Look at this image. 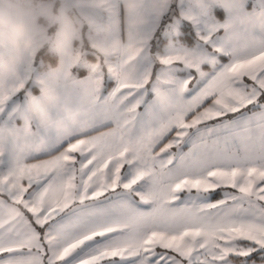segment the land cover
Wrapping results in <instances>:
<instances>
[{
	"label": "snow or ice",
	"instance_id": "6c2138e0",
	"mask_svg": "<svg viewBox=\"0 0 264 264\" xmlns=\"http://www.w3.org/2000/svg\"><path fill=\"white\" fill-rule=\"evenodd\" d=\"M91 16L98 71L0 70V264H264V0Z\"/></svg>",
	"mask_w": 264,
	"mask_h": 264
},
{
	"label": "clouds",
	"instance_id": "9594fccd",
	"mask_svg": "<svg viewBox=\"0 0 264 264\" xmlns=\"http://www.w3.org/2000/svg\"><path fill=\"white\" fill-rule=\"evenodd\" d=\"M106 0H0V70L14 72L34 63L43 50L57 56L55 64L41 70L37 82L46 93L62 82L69 64L89 63L83 45L104 54L108 30L91 13ZM90 70H99L89 63Z\"/></svg>",
	"mask_w": 264,
	"mask_h": 264
},
{
	"label": "rangeland",
	"instance_id": "374dc122",
	"mask_svg": "<svg viewBox=\"0 0 264 264\" xmlns=\"http://www.w3.org/2000/svg\"><path fill=\"white\" fill-rule=\"evenodd\" d=\"M194 194V193H193ZM181 201H183L185 199V197L187 196V193H181ZM222 196V191L220 189L215 190V192L211 193L209 196V201H213V199H216L218 197ZM179 203V202H177Z\"/></svg>",
	"mask_w": 264,
	"mask_h": 264
},
{
	"label": "crops",
	"instance_id": "0c3cea01",
	"mask_svg": "<svg viewBox=\"0 0 264 264\" xmlns=\"http://www.w3.org/2000/svg\"><path fill=\"white\" fill-rule=\"evenodd\" d=\"M225 61H226V58H225ZM142 110V109H141ZM209 123H212V122H209ZM183 150L184 151H187V146H184L183 147ZM173 151H175V149H173ZM219 198H221V197H218V198H216V199H213V201H211V202H215V200H217V199H219ZM30 215V214H29Z\"/></svg>",
	"mask_w": 264,
	"mask_h": 264
}]
</instances>
